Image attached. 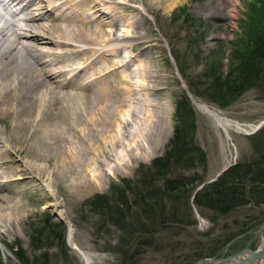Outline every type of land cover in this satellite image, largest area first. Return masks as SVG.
I'll use <instances>...</instances> for the list:
<instances>
[{"label": "rangeland", "instance_id": "1", "mask_svg": "<svg viewBox=\"0 0 264 264\" xmlns=\"http://www.w3.org/2000/svg\"><path fill=\"white\" fill-rule=\"evenodd\" d=\"M156 1L149 0L144 5L143 0H136L133 4L134 11H125L129 18L139 21L140 27L135 29L149 42L134 47L128 46L121 56H109L111 60L106 62V69L116 70L121 65L116 63L118 58L123 57L127 62L130 61L133 76H130V71L125 72L127 81L122 83L119 97L116 99L118 104L122 100L123 103L126 100L132 102L135 116L132 125L124 128L127 129L128 138L132 139L137 132L143 135L145 149H138L135 153L138 162L136 159L131 160L127 162V167L123 168L118 167L117 159L108 161L107 166L91 164L88 159L92 153L87 152L88 155L84 154V161L77 165L78 168L43 165L46 173L51 175L55 198L61 203L62 216H59L58 212L47 206L53 200L52 195L36 174L27 169L25 163L17 161H21V156L13 154L12 159L18 162L14 164L24 173V180L16 183V189L21 190L23 194L15 197L14 201H21L23 208L20 218L14 220L17 225L13 234H7L5 224L0 223L1 264H21L15 255V248L22 249L29 260L36 259L38 263L85 264L79 253L82 250L92 256L93 264H121L122 257L115 250L120 231L106 223L100 211L91 209L86 204L97 196H107L112 201L115 200L117 188L124 190L131 185L141 191L145 181H157L159 185H163L165 181L157 178L161 170L154 168V162L168 151L177 122L187 117L181 107L184 102L194 113L195 144L204 153L206 162L200 161L202 158L200 159L199 152H194L190 163L173 162L175 165L166 171V179L195 183L190 188L196 190L198 182H204L200 189L205 184L217 180L225 169L258 157L259 151L255 150L256 144L253 141L255 134L251 133L254 128L264 124L263 93L257 89L248 90L235 100L229 101L226 106H221L214 100V91L210 87L218 77L225 81L230 73L235 72L237 53H241L251 42L252 31L258 30L257 28L264 24V0H184V3H179L172 10L164 9V5H158ZM166 1L161 0L162 4ZM220 3L224 15H213L216 10L214 7ZM261 21L263 24L259 23ZM94 25V22L87 24L89 28ZM105 27L108 31L113 29L107 26L103 28ZM128 31L130 32L127 23L123 22L119 26V33L125 34ZM86 57L87 54L77 55L72 63L78 65V62ZM119 62L122 63L123 60ZM102 65L97 64L96 69ZM142 86L154 91L144 90ZM100 87L85 86V91L81 92L76 91L73 86L65 92L93 95ZM124 87L129 90H124ZM147 101H150V104ZM148 104L152 107H147ZM124 110L126 113L129 106L124 107ZM211 111L237 125L239 129L233 127L227 132L210 115ZM168 113L171 114L170 117ZM147 117L150 118L152 127H147ZM163 117L164 120L169 118L171 134L162 149L157 146L158 139H162L164 133L169 131V122H166V128L158 133L156 124H160L159 119ZM0 129L4 131L5 126L0 124ZM84 146L87 148L88 144ZM116 149L118 156L124 152L122 155L126 157V149ZM111 152L110 149L105 151L106 154ZM77 169H81L88 177L81 178L75 173ZM95 177L100 178L93 180ZM177 205L182 215L187 214L183 200L176 202L174 207ZM134 210L139 214L142 212L141 208ZM167 211L166 213L170 214L172 207H168ZM194 219L196 224L192 227L161 225V232L157 236H162V240L169 238L164 242L181 243L180 247L189 244L191 248H195L198 244L201 246L208 243L221 234H237L222 249L219 256L215 257L220 259L231 257L244 249L264 250V205H248L222 218L216 216L215 222L195 211ZM164 246L165 244L158 249L152 248V252L143 255L141 264H169L173 259L171 255L167 257V253H163ZM166 252H169V249Z\"/></svg>", "mask_w": 264, "mask_h": 264}, {"label": "bare ground", "instance_id": "2", "mask_svg": "<svg viewBox=\"0 0 264 264\" xmlns=\"http://www.w3.org/2000/svg\"><path fill=\"white\" fill-rule=\"evenodd\" d=\"M148 1L143 0V4ZM183 1L167 0L162 4L161 0H157L156 4L172 10ZM9 2L16 10L12 13V20H5L0 14V124L5 126L4 131L0 129V223L5 224L7 234H13L23 208L21 201H14L15 197L23 194L16 189V183L24 180L23 171L14 163L23 162L32 174H36L52 195L53 200L47 206L62 216L61 203L55 198L51 175L46 173L43 165L78 168L77 165L84 161L87 152L92 153L88 159L91 164L107 166L108 161L117 159L118 167L123 168L131 160L136 159L138 162L135 153L138 149H145L143 135L137 132L132 139L128 138L127 129L124 128L132 125L135 116L132 102L126 100L123 103L122 100L119 105L116 99L122 83L127 81L125 72L130 71V76H133L130 61L118 58L123 62L116 61L118 65L121 64L116 70H107L106 62L111 60V56H121L128 46L134 47L149 41L136 31L135 27H140L139 21L129 18L125 13L134 11L136 0ZM214 8L213 15H224L221 3ZM90 22L96 24L92 27L94 30L87 26ZM123 22L127 23L131 33H119V26ZM104 26L113 29L108 31ZM82 54H87L86 59H81L78 65L73 64V58ZM97 64L103 65L96 69ZM129 83L132 85L131 81ZM73 86L81 92L85 91V86L101 87L93 95L65 92ZM145 87L142 86L144 90L154 91ZM124 90L128 91L129 88L124 87ZM127 95L130 96L128 92ZM149 104L147 107H152ZM127 106L129 110L125 113L124 107ZM170 115L168 113V117ZM210 115L226 131L233 127L239 129L216 112L211 111ZM161 118L160 124H156V133L163 131L166 122H169V131L157 143L163 149L171 134V125L169 118ZM146 122L147 127H150L149 117ZM263 127L262 123L253 131L256 134ZM84 144H88L87 148L90 149L86 150ZM117 147L127 150L126 159L122 155L124 152L118 156ZM108 149L112 151L110 154L105 153ZM13 154L21 156V161L15 162ZM75 173L81 178L88 177L81 169ZM79 253L85 264H93L91 255L82 250Z\"/></svg>", "mask_w": 264, "mask_h": 264}, {"label": "trees", "instance_id": "3", "mask_svg": "<svg viewBox=\"0 0 264 264\" xmlns=\"http://www.w3.org/2000/svg\"><path fill=\"white\" fill-rule=\"evenodd\" d=\"M259 23L263 24V21ZM257 29L250 34L251 42L241 53H237L235 72L230 73L225 81L218 77L210 87L214 91V100L221 106H226L229 101L252 89L260 90L264 96V24ZM181 107L186 112V120L177 122L168 151L154 162V168L161 170L157 178L165 181L163 185L157 181H145L141 191L131 185L124 190L117 188L115 200L97 196L86 204L100 211L103 220L120 231L115 250L122 257L121 264H141L143 255L164 244L163 253H167V257L171 255L173 259L169 264H195L202 259L218 257L237 234H221L195 248L189 244L180 247L181 243L164 242L169 238L162 240V236H157L161 232V225L192 227L196 224L195 211L215 222L216 216L222 218L248 205H264V127L253 136L258 157L230 167L215 182L205 184L201 190L202 181L196 184V190H191L195 183L166 179L170 166L190 163L194 152H199L200 161L206 162L204 153L195 144L194 113L185 102ZM180 199L186 204L187 214L182 215L178 205L174 207ZM168 207L173 210L170 214L166 213ZM134 208H141L142 212L139 214ZM167 249L169 252H166ZM14 252L21 264H46L38 263L36 259L29 260L22 249L15 248Z\"/></svg>", "mask_w": 264, "mask_h": 264}, {"label": "water", "instance_id": "4", "mask_svg": "<svg viewBox=\"0 0 264 264\" xmlns=\"http://www.w3.org/2000/svg\"><path fill=\"white\" fill-rule=\"evenodd\" d=\"M226 170L227 169H225L223 172H225ZM219 176H221V174ZM214 181L210 183H213ZM237 259H239L238 262ZM257 262H264V250L252 251L249 249H244L240 251L238 254L225 259H217V258L202 259L196 262L195 264H227V263L254 264Z\"/></svg>", "mask_w": 264, "mask_h": 264}]
</instances>
